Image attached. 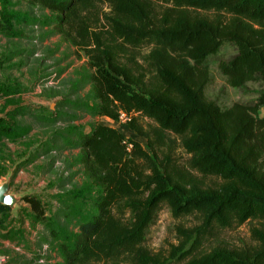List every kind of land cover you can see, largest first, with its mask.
<instances>
[{
	"label": "trees",
	"instance_id": "16d2710c",
	"mask_svg": "<svg viewBox=\"0 0 264 264\" xmlns=\"http://www.w3.org/2000/svg\"><path fill=\"white\" fill-rule=\"evenodd\" d=\"M25 1L28 8L9 9L11 0H1L5 34L25 37L15 21L53 25L39 39L60 33L87 59L80 77L63 82L54 113L28 111V104L12 98L25 90L22 84L1 78L0 97L7 103L0 143L22 141L20 156L36 145L15 172L39 156L54 164L65 149H77L67 168L80 164L85 178L74 180V170L60 177L54 202L37 192L23 197L30 204L21 211L34 226L42 224L40 244L55 251L57 261L40 262L46 255L39 249L32 259L17 253L7 262L264 264V0ZM227 42L236 53L218 65L228 82L259 80L262 87L251 101L222 106L206 92L208 58ZM122 111L129 119L120 126L92 120L85 130L77 122L86 113L118 122ZM20 114L33 120L22 121ZM35 126L38 138L31 134ZM6 159L0 156V177L9 172ZM163 204L173 216L195 220L177 224L179 242L168 252H154L146 233ZM12 211L0 202V227L7 228ZM249 219L260 221L250 228L253 243L207 246L221 230ZM23 232L13 226L1 236L20 243Z\"/></svg>",
	"mask_w": 264,
	"mask_h": 264
},
{
	"label": "rangeland",
	"instance_id": "374dc122",
	"mask_svg": "<svg viewBox=\"0 0 264 264\" xmlns=\"http://www.w3.org/2000/svg\"><path fill=\"white\" fill-rule=\"evenodd\" d=\"M5 2L0 0V9L4 7ZM9 9H26L28 8L25 0H11L6 3ZM1 17V16H0ZM16 26L25 29V37H13L7 35L1 28L0 24V79H6L7 76L18 80L25 88L20 94H16L12 98L19 100L22 104H28V111L34 109H45L46 111L56 112L61 108L59 105L62 97V92L66 86L63 82L66 78L80 77L86 64V56H81L75 46L70 45L62 38L60 33L51 34L46 40L41 41L38 34L44 30L53 29V25L42 28L39 25L25 26L16 22ZM38 48L37 53H30L32 48ZM16 48H23L24 51L14 55L7 61H3L7 54ZM236 53V47L231 42L225 43L220 50L208 58L210 67L211 80L207 86L206 92L209 97L216 99L222 106H229L235 101H251L256 97L257 92L261 89L259 80H249L245 86L231 85L227 76L222 72L218 65L219 58H229ZM22 61L20 65H15ZM62 69L61 72L59 70ZM81 72V73H80ZM90 86L81 89L82 95H87ZM7 103V98L0 97V115L5 114L4 104ZM8 108L13 105L7 106ZM260 113L264 114V107L261 106ZM18 118L22 121H32L33 118L28 114H20ZM99 120L113 125H121L125 122H116L108 116L92 117L90 114H82L78 119V123L85 130L90 129V121ZM126 124V123H125ZM127 134H132L131 130L126 125ZM41 128L35 126L32 131V137L38 138L41 134ZM29 139V138H26ZM33 145L25 155L20 156L25 149L22 141L11 142L5 141L0 143V156H5L6 162L10 165L9 172L0 177V184L7 180L8 175L11 178L10 191L18 194H27L32 192L40 193L45 199L52 200L51 194L59 189L57 181L60 177L68 176L74 170L76 171L74 180L82 182L85 178L80 164H73L71 169L67 168L73 159V155L77 153V149L73 151L65 149L62 151L54 164H50V157L39 156L33 161L22 166L17 172L15 167L20 161L27 158L30 152L36 147ZM66 156L70 160H66ZM11 158V159H9ZM29 202L21 199L15 208L13 215L5 222L7 228L21 226L24 229L21 242L15 243L1 236L7 228L0 227V264H20L17 262H7L12 255L17 256V253L24 254L29 259L33 258L34 250L42 249L44 255L40 262L51 261L56 262L57 257L55 251L47 249L46 245L40 244L39 230L43 229L42 224L37 223L35 226L30 219L25 217L21 211L22 206H29ZM194 216L175 217L172 215L169 207L163 204L158 211L154 222L150 224L146 233V245L154 252H168L169 248L179 242L176 226L177 224H191L194 222ZM258 219H249L243 224L221 230L218 235L209 240L206 244L214 242H223L231 246H242L246 243H253L254 239L251 236L250 228L253 224H259ZM50 256H53L51 260ZM181 262V261H180ZM174 261L173 264H180Z\"/></svg>",
	"mask_w": 264,
	"mask_h": 264
},
{
	"label": "water",
	"instance_id": "95a60500",
	"mask_svg": "<svg viewBox=\"0 0 264 264\" xmlns=\"http://www.w3.org/2000/svg\"><path fill=\"white\" fill-rule=\"evenodd\" d=\"M11 176V175H10ZM8 175L7 180L0 184V202L15 208L17 203L23 199L25 194H18L10 191L11 189V178Z\"/></svg>",
	"mask_w": 264,
	"mask_h": 264
},
{
	"label": "built area",
	"instance_id": "2783aa9c",
	"mask_svg": "<svg viewBox=\"0 0 264 264\" xmlns=\"http://www.w3.org/2000/svg\"><path fill=\"white\" fill-rule=\"evenodd\" d=\"M128 119H129V115H128V113H127L126 111H122V112L120 113V116H119V120H118V122H119V121L126 122Z\"/></svg>",
	"mask_w": 264,
	"mask_h": 264
}]
</instances>
